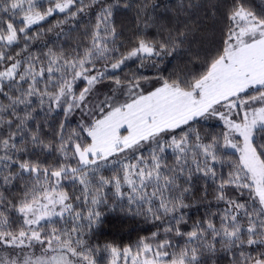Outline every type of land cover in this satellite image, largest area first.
Returning a JSON list of instances; mask_svg holds the SVG:
<instances>
[{"label": "snow or ice", "instance_id": "snow-or-ice-1", "mask_svg": "<svg viewBox=\"0 0 264 264\" xmlns=\"http://www.w3.org/2000/svg\"><path fill=\"white\" fill-rule=\"evenodd\" d=\"M132 7L135 0H0V264H104L87 238L103 206L144 215L157 229L134 246L105 245L108 264H216L218 253L228 264H264V3L211 4L224 8L219 45L202 71L167 76L159 65L182 45L190 50L196 29L185 21L126 48L114 15ZM149 7L157 5L138 13ZM197 7L188 0L182 10ZM58 14L66 44L40 48L35 26ZM85 19L90 26L67 50ZM71 21L77 27L63 32ZM145 60L156 77L121 79L128 61L143 68ZM41 112L62 116L54 142L34 123ZM212 120L224 130L202 135L197 125ZM194 176L214 187L218 211L182 230Z\"/></svg>", "mask_w": 264, "mask_h": 264}, {"label": "trees", "instance_id": "trees-1", "mask_svg": "<svg viewBox=\"0 0 264 264\" xmlns=\"http://www.w3.org/2000/svg\"><path fill=\"white\" fill-rule=\"evenodd\" d=\"M149 5L155 4L157 7L155 10L149 7L146 12H139L138 7L144 3ZM225 0H192L193 4H200L203 7H197L187 10H182V5L187 4L188 0H135L137 7L129 9H118L114 15V20L117 27V32L122 33L118 43H123L125 47H132L138 36H143L146 39H159L160 33L164 32L165 35L168 31H175V29L183 26L185 21H189L196 29L193 39L197 40V43L189 50L188 45H182L181 50H178L171 57L165 58V60L159 65L162 71L161 75H170L173 73H179L182 71H202V64L206 58V53L215 46L219 45L221 31L224 27V17L221 14L224 8L221 7L220 12H216L211 8V4L221 3ZM249 3L253 10H259V7L264 0H249ZM80 18H78L79 20ZM63 20V14H58L55 17H50L48 21L43 22L42 26H35L43 33L40 40L35 44L40 48H43L47 43L49 46L65 45L68 37L63 34L57 35L60 29H57L55 25L58 21ZM145 24L148 27H145ZM90 25L85 19V22L79 25V31H73L70 33V44L67 45V50L70 51V46L74 45L78 40L82 39L83 31ZM77 27V21H71L70 23L62 24L63 32H69L70 28ZM51 29V31H49ZM131 41V43H130ZM46 50V49H45ZM125 49H121L124 51ZM128 66L121 74V79L125 75L131 76L133 73L148 77H156L158 75L157 69L151 67V62L145 60V67L139 68L138 63L128 61ZM139 68V72L137 69ZM101 90H106L105 85L99 86ZM62 119L57 112H52L45 115L39 113L34 123L39 124L42 128V135L45 142L55 141L54 125H57ZM81 119V115L77 112L72 117V127L76 126V123ZM30 127L33 124L30 122ZM201 129V134L205 133L218 134L223 131L222 123L212 121H201L197 125ZM38 159H48V162L54 163L55 157L40 156ZM169 164H172V160L169 159ZM69 194H72V189H69ZM107 191V189L105 190ZM78 194V193H77ZM16 195H19L17 191ZM109 203L114 202V197L109 193ZM215 189L204 180L193 177L190 193L186 194L185 203L189 205L187 209L183 211L186 213L187 224L181 225L182 230H188L197 221L206 218L209 212H217ZM103 213V223L96 227L87 237L90 244L99 245V256H104V264H108L107 253L103 251L105 245H115L118 247H126L129 245H135L142 237H150L153 231H156L155 223L144 215H136L129 213L127 210L120 211L110 210L107 206L101 208ZM158 223V222H156ZM174 243H179L181 246L184 241L179 237H176ZM219 247V245L217 246ZM216 264H228L227 259H220V254H217Z\"/></svg>", "mask_w": 264, "mask_h": 264}]
</instances>
